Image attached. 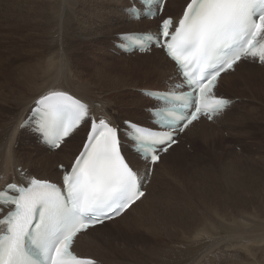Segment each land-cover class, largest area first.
<instances>
[{
  "label": "snow or ice",
  "instance_id": "obj_1",
  "mask_svg": "<svg viewBox=\"0 0 264 264\" xmlns=\"http://www.w3.org/2000/svg\"><path fill=\"white\" fill-rule=\"evenodd\" d=\"M165 3L140 0L143 7L128 12L153 18ZM119 38L126 49H162L180 77L166 91L142 90L156 101L153 126L123 122L131 150L155 164L177 142V132L201 117L212 120L233 103L214 91L221 73L234 71L242 59L264 64V0H187L179 16H164L155 32ZM33 120L40 139L56 148L86 120L90 127L69 168L60 165V184L32 176L0 189V264H95L73 252L75 238L130 208L144 195L147 177L126 158L120 127L106 114L92 116L89 105L68 92L41 95L25 125Z\"/></svg>",
  "mask_w": 264,
  "mask_h": 264
},
{
  "label": "bare ground",
  "instance_id": "obj_2",
  "mask_svg": "<svg viewBox=\"0 0 264 264\" xmlns=\"http://www.w3.org/2000/svg\"><path fill=\"white\" fill-rule=\"evenodd\" d=\"M4 1L5 0H0V9ZM24 2H26V0H24ZM24 2H22V4H26ZM186 2L187 0H168L164 14L161 17L151 20L146 17L135 19L130 16L128 9L134 4L141 5L138 0H56L52 6H49L51 4L48 3V5L44 0H28V13L25 21L28 31V36L26 38L28 40L25 41V73L21 75L17 69L10 64L13 62L12 59L6 62V58L3 57L4 55H0V83L10 87V93L14 97V101L17 103L19 109H21L18 119L5 120L3 123L4 132L3 137L0 138V173L5 175V179L3 181L0 180V185L12 181L15 177L18 178L21 172L17 169L21 166H23L22 170H25V177H20L21 179L25 178L26 180L35 176L53 181H57L59 178L61 180L63 171L57 169L58 165L64 164L70 166L75 156L79 153L89 126L76 130L75 133L67 139L64 145L58 150H55L51 145L42 141L37 135L35 132L34 120L25 125V121H27L31 115V108L34 106L35 101L39 99L41 95L49 91H68L84 100L89 105L93 114L97 116L106 114L115 124H120V122H122L121 125L124 128L123 122L127 119L138 121L145 126H153L151 113L147 116H145L144 113L143 116L135 113V117H132V113H130L128 109L130 107L139 111L143 106L149 109L156 101L145 95H142V98L135 99L125 91L132 87H142L146 90H167L173 82H179L180 80L176 72V65L162 49L155 47L151 52L147 53H139L138 51L125 53L122 48H119V44H121L119 37L120 34L127 32H155L164 16L172 15L174 18H177L182 12ZM46 12L49 18L52 13L54 15L53 20L51 19L50 22L56 30L54 33V38H56L53 41L55 42L53 54L44 56V53L39 54L36 33L38 35L39 31H41V14ZM62 12L64 13L61 14ZM67 23H78L79 26L84 29V34L86 36L81 37L80 35L82 34L78 32H75L74 35L65 32L66 29H68ZM0 33H3V29L0 30ZM86 38H92L91 41H88L90 43L112 44L111 46H114V52L123 54L122 56H124V58L121 57L123 59H117L118 57H116V59H113L114 57L112 56L114 55L112 54H105L102 58L98 55L99 53L97 54L94 49H92V45L84 47L88 42H85L84 45L80 47L81 43H83ZM66 42H68L67 46H65ZM83 47L85 50H83ZM125 57L127 58L125 59ZM113 60H115V62L107 63ZM104 63L105 65H103ZM2 67H4L6 72L2 71ZM72 67H76L80 70L79 73L74 74L76 76L79 74L80 76L76 78L72 77ZM131 70H136V73L129 79L127 76L132 72ZM86 76H91V78L87 79ZM258 78L264 81V64H259L258 61L241 60L236 66L235 71H230L222 75L218 90L222 92L223 86H226L228 87L227 90L231 91L232 89H230V87L233 86V84L241 85L242 89L245 87L251 92V96H248L251 100H257L260 103L262 99L259 98V94L254 91V88L257 86L255 81H257ZM139 80H151L149 82H153L152 84L155 85L140 86L138 85L139 83H137ZM261 84L263 85L264 83ZM96 85L100 86L101 89H92V87ZM159 85L160 87H158ZM118 90L122 91V96H119L120 94L117 96L107 94L108 91H112V93L116 91L117 94ZM228 93H230L228 97H231L233 100H236V98L243 100L246 98L245 96H247L240 94L239 89ZM222 94L223 92L221 95ZM122 97L125 99L124 102L127 101L125 97H130L133 100H128L127 102L129 104H135L136 102V104H121ZM141 101L146 104H142ZM237 106L238 103L235 102L231 108L229 107V109L213 123L204 119L196 121L180 139L184 140L190 135H197L201 139H204L212 132L216 134V131H210L211 129L198 132L197 128L202 123L208 126H212L213 124L219 126L224 125L222 121L229 116L230 110ZM126 108L127 110L124 112L123 109ZM237 123L239 124L240 120L237 121ZM251 129L252 128L247 131V134L243 135L251 137ZM123 142L125 145L124 153L131 165L138 170L141 175L149 176L150 164L143 161L131 150L129 141L124 136ZM187 143L184 144L187 146ZM180 144L179 142V144L171 147L166 154H163L161 161L156 164L154 176L152 177L151 183L147 186L148 192L141 200L132 205L120 217L94 228H90L87 232H83L78 236L75 249L79 255L83 257H93L98 260V264H111L106 260L100 262L104 258L102 257V253H108L106 256L109 259L123 256L130 259L135 264H181L184 262L181 261L182 258L189 251L188 242L190 237L195 235V237L199 236L200 238L197 242V247L201 245V239L204 240L208 238L223 241L226 244L225 247H215L213 251L210 252L213 253L220 250L224 252L223 255H217V253L213 254V256H208L210 254L208 253L205 254L207 257H204L203 260L201 256H198L197 258L199 259H197L195 264H264V254L263 257L260 256L263 258L260 261L257 260L259 255L257 256L256 254H236L239 248H243L245 251L251 250L246 243L247 241L244 239L242 240V236L237 234L238 232H243L250 228L247 222H241L240 224L243 228L237 229L233 226L234 222L231 220L218 218V223L225 224L227 228L221 229L219 225L213 224L210 232H204L201 231L202 217L200 211H202L203 206L205 210L210 206H205L204 204H199L197 206L193 225H187L186 216H181V205L174 209L178 217H168L170 215V210L165 204L167 196H163V200L159 202L160 206H158V201H156L155 196L152 197L151 194L152 185L156 181L155 178L159 170L165 168L169 159L175 162V165H178V163L182 161L180 160V152L184 154L188 153L186 151L187 148L184 149ZM238 147H240V145H238ZM5 148L8 149L3 150ZM178 151L179 154H177ZM55 153L59 154L56 157L57 162L55 161L57 163L56 169L54 168L55 164L52 158V154ZM19 154L25 159L16 161L15 158L17 155L19 156ZM16 163L18 164L14 167ZM132 213H135L137 217L136 221L131 224L130 227L125 228L117 225L119 223L123 224L126 218L132 217L130 216ZM173 216L174 215H172V217ZM176 218H181V223L178 224V231L188 232L194 229V234L191 236L183 232L177 233L176 236H172L173 239H171L169 237V235H171L170 228L167 229V227ZM258 223L259 221L255 219L252 223L255 224L253 229L262 227ZM220 230L222 231L221 233L219 232ZM174 239L176 240L174 241ZM195 239L197 240V238ZM233 241H236V243H233ZM106 244L108 247L104 251ZM263 244L264 242L256 243L255 245L262 246ZM192 245L195 247V244Z\"/></svg>",
  "mask_w": 264,
  "mask_h": 264
},
{
  "label": "rangeland",
  "instance_id": "obj_3",
  "mask_svg": "<svg viewBox=\"0 0 264 264\" xmlns=\"http://www.w3.org/2000/svg\"><path fill=\"white\" fill-rule=\"evenodd\" d=\"M55 1L44 0L47 4H51H48L49 6H52ZM22 2H24V0H18V2L17 0H5L0 9V30L3 29V33H0V55H4L3 57L6 58V62H8L7 60L12 59L13 62L10 64L13 65L21 75L25 73V41L28 40L26 39L28 31L26 29L27 24L25 23L26 15L28 13V0L24 2L26 4H22ZM46 3L45 5L47 6ZM63 13L64 12L61 14ZM46 14L47 12L41 14L40 19V27H44L45 29L40 28L41 31H39L38 35L36 33V38H38L39 54L44 53V56L53 54V51L55 50V42L53 41L56 38H54L56 30L50 22L51 19L53 20L54 15L52 13L49 18ZM67 24L68 29H66L65 32L71 33V35L78 32L82 34L80 35L81 37L86 36L84 34V29L79 26L78 23ZM91 39L92 38H86L84 42L81 43L80 47L84 45L85 42L91 41ZM67 43L68 42L65 43V46H67ZM88 43H86L84 47L92 45L93 48H91L94 49L97 54L99 53L98 55L102 58L105 54L114 55L112 56L114 57L113 59H116V57H118L117 59H120L121 57L124 58V56H122L123 54L114 52V46H111L112 44L109 45L106 43L94 42ZM84 47L83 50H85ZM126 58L127 57H125V59ZM113 62H115V60L108 61L107 63ZM103 65H105V63ZM72 70L73 78L80 76L79 74H77V76L74 75L79 73L80 70L76 67H72ZM2 71L6 72L4 67H2ZM131 71L132 72H130L127 76L129 79H131V76L136 73V70ZM86 78L90 79L91 76H86ZM149 81L151 80H139L137 83H139L138 85L140 86L155 85L152 84L153 82ZM40 82L43 83L42 81ZM255 83L257 86L254 88V91L258 93L259 98L262 99L260 103L257 100H251V98L248 97L251 96V92L248 89L245 87L242 89L241 85L239 86L237 84H233V86L230 87V89H232L231 91L239 89L240 94L247 95L245 96L246 98L243 100L236 98L235 102L238 103V106L230 110L228 117L225 119L223 118L224 120L222 119V123L224 125L219 126L213 124L212 126H208L205 123H202L197 128L198 132L211 129L210 131H216V134L212 132L204 139H201L197 135L187 136L184 140L180 139V146L184 149L187 148L186 151L188 153L184 154L183 152H180V160L182 161L179 162L180 164L178 163V165H175V162L170 159L167 161L165 168L159 170V173L155 178L156 181L152 185L151 194L152 197L155 196V200L158 201V206H160L159 202L163 200V196H167L165 204L170 210V215L168 216H171L170 218L178 217L175 214L174 209L175 207L181 205V216H186L187 225H193L195 220V211L197 210V206L199 204L210 206L206 210L203 206L202 211H200L202 217L201 231L204 232H210L213 224L219 225L221 229L227 228L225 224L218 223V218L231 220L234 222L233 226L237 229L243 228L240 224L241 222H247L251 229L248 228L247 230L238 232L237 234L242 236V240L244 239L247 241L246 243L252 251H245L243 248H239L236 254H256L257 256L259 255L257 260L260 261L264 258V244L262 246H257L255 244L264 242V84H261L264 83V81L258 78ZM7 86L8 85L4 86L3 83H0V138L3 137L4 121L9 119H18L21 112V109H19L17 103L14 101V97L10 93V87ZM158 87H160V85ZM227 88L228 87L223 86L222 89L225 96L230 95L228 92H231L227 90ZM92 89H101V87L96 85L95 87H92ZM143 89L145 88L132 87L130 89H126L125 92L132 95L135 99H139L143 97ZM222 92L219 90V93ZM121 93V90H118L117 94L116 91H113V93L112 91L107 92V94L112 96H117L119 94V96H122ZM125 98L127 101L133 100L130 97ZM124 100V97H122L121 104H136V102L135 104H129L127 101L124 102ZM141 103L146 104L142 101ZM126 110L127 108L123 109L124 112ZM128 110L132 113V117H135V113L140 114L141 116H143V113L145 116L150 113L149 109L144 108V106L143 108H140L139 111L130 107ZM239 120L240 123L238 124L237 121ZM120 124H122V122H120ZM250 128H252V136L243 135L247 134V131ZM184 143H187V146L189 147H187ZM238 145H240V147H238ZM8 148L3 150H7ZM177 154H179V151ZM58 155V153L52 154L55 169L57 165L56 157ZM24 159L25 158L22 157L21 154H19V156L17 155L15 158L16 161H22ZM17 164L18 163H16L14 167H16ZM59 165L57 169H60ZM39 172L42 173L41 171ZM2 185L3 184L0 186ZM172 215L174 216L172 217ZM130 216L132 217L126 218L123 224L119 223L117 225L125 228L130 227L131 224L136 221L137 217L135 213H132ZM255 219L259 221L258 224L262 227L253 229L255 224L252 223ZM179 223H181V218H176L167 227V229L170 228L169 230L171 235H169V237L171 239H173L172 236H176L177 233L179 234L183 232L178 231ZM194 231L195 230L193 229L183 233L192 236ZM219 232L221 233L222 231L220 230ZM194 237L195 235L190 237L188 242L189 251L182 258L181 261L184 262L181 264H195L197 259H199L197 258L198 256H201L203 260L204 257H207L205 254L213 251L215 247L223 248L226 246L223 241L208 238L204 240L201 239L202 243L197 247L196 245H198L197 242L200 238L199 236H196V240ZM175 240L176 239H174V241ZM236 241H233V243H236ZM192 244H195V247ZM107 247L108 246L106 244L104 251ZM106 254L108 253H102V257L104 258L100 262L106 260L111 264H135L130 259L123 256L109 259ZM213 254L223 255L224 252L218 250L217 252L210 253L208 256H213Z\"/></svg>",
  "mask_w": 264,
  "mask_h": 264
}]
</instances>
